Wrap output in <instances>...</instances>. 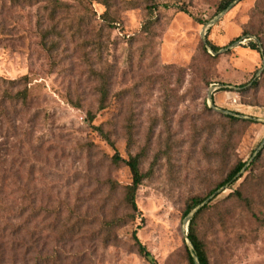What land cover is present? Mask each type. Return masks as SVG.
<instances>
[{
    "label": "rangeland",
    "instance_id": "1",
    "mask_svg": "<svg viewBox=\"0 0 264 264\" xmlns=\"http://www.w3.org/2000/svg\"><path fill=\"white\" fill-rule=\"evenodd\" d=\"M220 1L0 0V264H151L134 230L188 264L186 206L257 151L196 232L208 264H264V0Z\"/></svg>",
    "mask_w": 264,
    "mask_h": 264
},
{
    "label": "trees",
    "instance_id": "2",
    "mask_svg": "<svg viewBox=\"0 0 264 264\" xmlns=\"http://www.w3.org/2000/svg\"><path fill=\"white\" fill-rule=\"evenodd\" d=\"M233 2V0H221L218 7H217V12H221L224 9H226L231 3ZM241 36H237L234 40L230 41V44L234 43L237 40H240ZM209 46L214 50V51H218L220 49L219 46L211 43L208 40ZM247 47H249L250 49L256 50L260 56L263 58L264 54L262 53V51L260 50V48L257 46V42L255 40L252 39H248L247 42ZM242 86L246 85V83L241 84ZM239 85V86H241ZM227 88H219V91H227ZM228 118H230L231 120H237V118L233 115H227ZM139 155H135V156H130L129 158H123L118 154H115L113 156V160L115 162H123L129 169L130 174H131V182L130 184H128L125 188V200L128 203V205L131 207V209L135 212L138 211V207L136 204V191L138 189V187L140 186L143 178H144V174L140 171L139 168ZM259 158V152L257 153V155L253 158V160L250 162V166H254L256 161ZM246 164L247 161H238L236 164H234V166L228 171V173L226 174V176L212 189L210 190V192L208 193V195L206 197H197V198H192L190 203L186 206L183 215L187 216L196 206H198L199 204H201L210 194L216 192L218 189H220L221 187L225 186V185H231L232 183H234L240 176L239 173L244 169H246ZM236 197L240 200H244L247 201L248 200L246 198H243L242 194L239 191H236ZM208 207V203L204 204L193 216L192 218L188 221V227H187V237L188 239L191 241L193 248H194V252L197 256V259L199 261V264H208V257L205 251V247L204 244L202 242V240L198 237V234L196 232V220L198 218V216L203 212V210H205ZM133 239L135 241V244L137 246V249L139 251V253L146 258L151 264H157L154 260V258L152 257V255L150 254L149 251H147L146 247L140 242V240L138 239V237L136 236V231L134 230L132 233ZM187 258H188V264H195L193 257L191 256V252L187 251Z\"/></svg>",
    "mask_w": 264,
    "mask_h": 264
},
{
    "label": "water",
    "instance_id": "3",
    "mask_svg": "<svg viewBox=\"0 0 264 264\" xmlns=\"http://www.w3.org/2000/svg\"><path fill=\"white\" fill-rule=\"evenodd\" d=\"M231 5V4H230ZM229 5V6H230ZM228 6V7H229ZM228 7L226 8V9H228ZM226 9H224L223 11H221V13L220 14H222V13H224L225 12V10ZM214 20L215 19H213V20H211L210 22H208V24L204 27V30H206L213 22H214ZM245 39H247V38H245ZM239 41V40H238ZM222 87H226L225 85H222ZM222 87H220V88H222ZM219 87H216V86H214V87H212V89L213 90H216V89H218ZM229 114H233V113H229ZM264 144V142H262V144H261V146H260V148L259 149H261V147H262V145ZM257 153H258V151L256 152V154H255V156L257 155ZM254 157V156H253ZM252 157V158H253ZM252 158L247 162V164L252 160ZM246 164V165H247ZM246 167V166H245ZM244 170V169H243ZM216 192H214L213 194H211L208 198H206L201 204H199L198 206H196L187 216H186V218H187V221H189L191 218H192V216L204 205V204H206L212 197H213V195L215 194ZM187 239H188V237H187ZM188 246H189V250H190V252H191V256L193 257V260H194V262H195V264H199V261H198V259H197V256H196V254H195V252H194V248H193V245H192V243H191V241L188 239Z\"/></svg>",
    "mask_w": 264,
    "mask_h": 264
}]
</instances>
